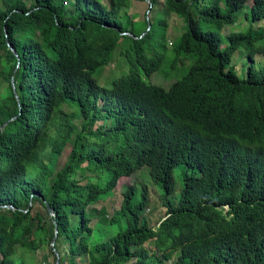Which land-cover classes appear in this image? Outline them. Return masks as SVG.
I'll use <instances>...</instances> for the list:
<instances>
[{
	"label": "trees",
	"instance_id": "obj_1",
	"mask_svg": "<svg viewBox=\"0 0 264 264\" xmlns=\"http://www.w3.org/2000/svg\"><path fill=\"white\" fill-rule=\"evenodd\" d=\"M132 1L0 0V264H28L18 250L51 243L55 224L54 247L69 244L60 264H264V27L225 46L221 36L246 8L247 21H264V0H150L156 18L139 32L126 15ZM171 14L182 21L174 38ZM124 39L129 71L101 83ZM166 70L179 78L153 83ZM145 168L165 216L150 225V190L133 183L109 220L125 227L92 241L89 207ZM37 205L54 209L53 232Z\"/></svg>",
	"mask_w": 264,
	"mask_h": 264
},
{
	"label": "rangeland",
	"instance_id": "obj_2",
	"mask_svg": "<svg viewBox=\"0 0 264 264\" xmlns=\"http://www.w3.org/2000/svg\"><path fill=\"white\" fill-rule=\"evenodd\" d=\"M26 2L27 7L31 6L32 0H24ZM149 1L150 0H133L131 3L130 9L126 11V15L130 18L128 20L132 21H138V27L137 31H141V24L146 21L147 27H150V22H153V20L156 18V8L154 10H151L149 7ZM158 2V5H163V0H156ZM249 12V8H246L245 11L242 13V17L240 18V22L233 26H228L224 28L221 31V36L224 40V46L228 45V36L232 33H241L246 32L250 29V27L253 29V31L259 30L261 27H264V21L258 22V23H251V21L246 20V15ZM73 13L72 8V1L70 2V8L68 11V15ZM125 22V20H124ZM182 25L181 19L177 18L176 15L171 14L169 17L168 25H167V34L168 36H172L171 38L176 37L179 34V28ZM204 29L207 28V26L203 27ZM209 29H212V27H209ZM130 38H133L132 36H129ZM131 39H124L121 42V47H118L114 51L113 60L110 63V65L106 68L104 71V76L100 77L99 81L101 83L107 84L110 82L111 79H114L118 77V75H122L123 73H127L129 71V64L126 60L125 54L122 53L123 46H126ZM172 39H168L167 41V47L170 49ZM130 44V43H129ZM128 44V46H129ZM234 63L237 64V71L241 78H245L247 76V65L249 64V58L246 54V51L243 49L238 50L234 54ZM256 61L257 64H264V54H258L256 55ZM3 67L2 60H0V68ZM167 74H152V81L155 84L162 85L166 88L172 84L176 79L179 78V75L175 71H168L166 70ZM6 82L0 80V93H1V87ZM70 110V108H68ZM71 152V145L68 144L63 151V153L59 156L58 162H57V169H60L69 158ZM141 173L140 171L137 172V174H134L132 176H123L119 178L117 185L115 189L113 190L112 196L106 198L105 200H101L93 204L89 207V212L92 216V227H94V234L92 236V241H100L102 239L110 238L112 235H114L118 230H121L125 227L126 221L125 220H119L115 222L114 224L110 225L109 220L112 219L115 212L119 211L121 209L122 201H123V192L124 189L128 186L133 185V183H137L138 187L147 186L150 190L151 198L148 202L147 211L145 214V217L147 218L148 222L152 226H157L158 222L165 216V208L162 207V205L157 200V197L160 195L161 190L160 188L154 183L152 177L148 173ZM144 169V170H145ZM174 181H175V192L172 196L174 201H177L180 196V191L182 189V178H181V169L178 166L174 169ZM34 213H40L43 216L44 220V226L49 229L50 232L54 231V225L51 218V215L49 211L41 206L37 205L34 208ZM36 227V221L32 222V228ZM57 251H61L63 254L64 252L68 251V242L64 240H60L57 242ZM150 247H153V243L148 244ZM54 245L51 243H43L40 245L35 252L28 251V250H18V253L16 256H21L24 258V260L28 264H38L39 260L41 261V264H55L57 263V255L54 254ZM46 257V260L44 258ZM76 259L80 262V264H85L86 260L83 257H76Z\"/></svg>",
	"mask_w": 264,
	"mask_h": 264
},
{
	"label": "water",
	"instance_id": "obj_3",
	"mask_svg": "<svg viewBox=\"0 0 264 264\" xmlns=\"http://www.w3.org/2000/svg\"><path fill=\"white\" fill-rule=\"evenodd\" d=\"M149 3H150V1H149ZM122 35L135 37V36H133V34H131L129 32L128 33H123ZM9 48L13 51V53L15 54V56L18 58V55L15 52V50L13 49V46L11 44H9ZM13 84H14V82H13ZM5 124H7V122H5L4 124H2L0 126V130H3ZM1 207L7 208V209H12V210L14 209L12 206H1ZM47 209H48L51 217L52 218H55L56 217V213H55L54 209L52 207H50V206H47ZM55 228H56V235H55L54 239L52 240V245H55L56 239L58 237L57 224H55ZM54 251H55V253L57 255V263H55V264H60V253L56 250V248L54 249Z\"/></svg>",
	"mask_w": 264,
	"mask_h": 264
}]
</instances>
